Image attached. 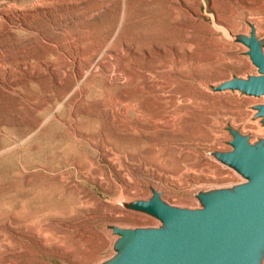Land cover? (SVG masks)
Segmentation results:
<instances>
[{
	"label": "rangeland",
	"instance_id": "1",
	"mask_svg": "<svg viewBox=\"0 0 264 264\" xmlns=\"http://www.w3.org/2000/svg\"><path fill=\"white\" fill-rule=\"evenodd\" d=\"M250 23L264 0H0V264H100L108 225L159 224L121 200L244 181L210 151L264 136V97L211 86L256 73Z\"/></svg>",
	"mask_w": 264,
	"mask_h": 264
},
{
	"label": "water",
	"instance_id": "2",
	"mask_svg": "<svg viewBox=\"0 0 264 264\" xmlns=\"http://www.w3.org/2000/svg\"><path fill=\"white\" fill-rule=\"evenodd\" d=\"M250 26L249 34L233 38L248 47L256 73L212 85L214 91L264 97V35ZM253 108L254 118L264 124V102ZM228 130L232 149L210 154L244 181L198 190V207L171 204L157 188L147 199L121 200L126 208L158 218L159 224L108 225L117 236L115 253L100 264H264V136L253 140L232 125Z\"/></svg>",
	"mask_w": 264,
	"mask_h": 264
},
{
	"label": "bare ground",
	"instance_id": "3",
	"mask_svg": "<svg viewBox=\"0 0 264 264\" xmlns=\"http://www.w3.org/2000/svg\"><path fill=\"white\" fill-rule=\"evenodd\" d=\"M173 85L172 82H169V81H164V82H161V84H158L157 87L160 88L163 92V109L161 111V113L156 116L155 120L156 121H162L164 124H168L170 123L171 119L173 120V116H174V108L177 104H179V102L177 101H171L168 99V93L170 92V90H168V88H170L171 86ZM162 87H165V89H163ZM264 128V127H263ZM262 128V129H263ZM8 263V262H6ZM3 264V262H2Z\"/></svg>",
	"mask_w": 264,
	"mask_h": 264
}]
</instances>
